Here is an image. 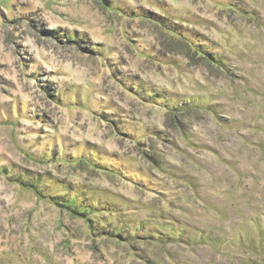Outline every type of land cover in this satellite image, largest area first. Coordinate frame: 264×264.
Segmentation results:
<instances>
[{"label": "rangeland", "instance_id": "obj_1", "mask_svg": "<svg viewBox=\"0 0 264 264\" xmlns=\"http://www.w3.org/2000/svg\"><path fill=\"white\" fill-rule=\"evenodd\" d=\"M0 264H264V0H0Z\"/></svg>", "mask_w": 264, "mask_h": 264}, {"label": "trees", "instance_id": "obj_2", "mask_svg": "<svg viewBox=\"0 0 264 264\" xmlns=\"http://www.w3.org/2000/svg\"><path fill=\"white\" fill-rule=\"evenodd\" d=\"M203 51V53H205V54H210L208 51H206V50H202ZM177 110H179L178 108H176ZM55 199V198H54ZM117 235V234H116Z\"/></svg>", "mask_w": 264, "mask_h": 264}]
</instances>
